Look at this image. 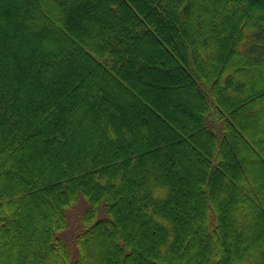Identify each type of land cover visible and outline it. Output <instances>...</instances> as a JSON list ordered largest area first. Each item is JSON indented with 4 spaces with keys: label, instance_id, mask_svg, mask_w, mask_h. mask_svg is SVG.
<instances>
[{
    "label": "trees",
    "instance_id": "1",
    "mask_svg": "<svg viewBox=\"0 0 264 264\" xmlns=\"http://www.w3.org/2000/svg\"><path fill=\"white\" fill-rule=\"evenodd\" d=\"M0 134V264H264V0H0Z\"/></svg>",
    "mask_w": 264,
    "mask_h": 264
},
{
    "label": "rangeland",
    "instance_id": "2",
    "mask_svg": "<svg viewBox=\"0 0 264 264\" xmlns=\"http://www.w3.org/2000/svg\"><path fill=\"white\" fill-rule=\"evenodd\" d=\"M183 99V96L182 97H179L176 101H173L171 104H178L177 102H181ZM181 100V101H180ZM0 142H3V138H1V134H0ZM31 151H32V148H30L29 150L28 149H25L24 150V153H29V154H26L27 156H29L28 159H26V165L28 167H30V163L32 165V168L34 167V165L36 166L34 169L39 171L41 170L42 168H47V164L45 163H40L39 166H37L35 164L36 160H37V157H32L31 156ZM30 161V163H29ZM54 165L52 164V167ZM188 202H186V205H182L181 203H179V205L176 207V210H178L179 212L182 211V213L180 212V219H179V223L180 224H184V229H186L187 227V223L193 219L191 213L188 212V207H189V204L190 203V199H187ZM195 206V205H194ZM191 207V206H190ZM197 207L196 210H198V212H202V206L201 205H197L195 206ZM86 208V204L84 203V201H81L72 211H70V213L68 214V229L66 230V232L62 235V239L67 242L68 244L72 245L74 244V240H75V237L79 231V228H80V217L83 213V211L85 210ZM191 210L193 212V208L191 207ZM237 211V210H236ZM186 222V223H185ZM231 232H230V235H228L229 237V243L232 244V242H234L235 240L234 239H231ZM234 240V241H233ZM148 242H150L148 240ZM146 244H148L147 242H145ZM235 243H237V241H235ZM234 243V244H235ZM73 249V256H76V248L73 246L72 247ZM234 249V248H233ZM153 256L155 258L159 257V253L156 251V250H151L150 251ZM236 254H239V258H241V261L243 259L242 255L243 253L240 254V252L237 251V249H234V250H231L230 252H228V260H224L222 263H226L228 262V264H233L234 261H235V258H236ZM157 256V257H156ZM230 261V262H229Z\"/></svg>",
    "mask_w": 264,
    "mask_h": 264
}]
</instances>
